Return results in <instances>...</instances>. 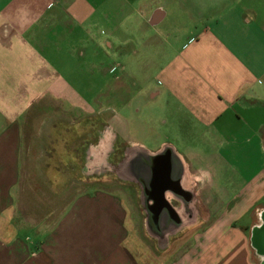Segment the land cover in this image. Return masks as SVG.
<instances>
[{
    "label": "crops",
    "instance_id": "1",
    "mask_svg": "<svg viewBox=\"0 0 264 264\" xmlns=\"http://www.w3.org/2000/svg\"><path fill=\"white\" fill-rule=\"evenodd\" d=\"M209 3L203 10L179 8L196 31L180 43L183 25L175 24L179 46L146 91L162 107L163 125L173 126V138L149 150L125 142L115 124L82 119L74 125L80 136L85 132L84 146L94 143L91 151L103 141L112 157L125 151L127 163L160 153L178 164L179 187L190 198L183 203L165 193L178 225L147 228L157 243L153 259H136L138 250L125 244L128 219L116 213L114 198L82 194L44 244L19 235L0 243V264H261L251 230L264 210V0ZM167 7L161 0H0V212L15 177L18 183L23 119L34 102L22 108L16 96L61 93L62 67H75L68 62L113 58L115 47L130 49L125 57L136 53L127 30L158 28ZM68 236L75 244L64 242Z\"/></svg>",
    "mask_w": 264,
    "mask_h": 264
},
{
    "label": "rangeland",
    "instance_id": "2",
    "mask_svg": "<svg viewBox=\"0 0 264 264\" xmlns=\"http://www.w3.org/2000/svg\"><path fill=\"white\" fill-rule=\"evenodd\" d=\"M161 2L169 4L166 8L169 17L158 28L142 25L127 30L137 42L132 48L136 53L125 57L123 52L130 49L115 47L113 58L102 54L99 59L86 56L83 62H68L75 67H62L64 76L57 80L62 83L61 93L39 97L22 92L16 96L22 108L27 102H34L23 119L18 183L16 186L15 177V184L8 191L9 205L0 212V243L11 244L19 235L42 245L46 233L55 227L77 197L109 196L119 204L116 213H124L128 219L125 224L128 236L124 240L126 245L138 250L134 257L148 263L153 259L156 239L145 234L151 224L140 186L127 171L125 151H117L118 155L112 157L103 141L96 147L97 151H91L94 143L85 141L84 146L85 132L80 136L74 125L82 119L106 121L118 127L125 142L149 150L157 149L161 140L173 138V126L163 125V109L151 102L146 91L158 84L155 78L158 69L179 46L178 34L173 31L175 24L183 25L177 38L181 39L180 43L196 31L190 14H182L179 8L189 10L195 6L203 10L210 0ZM143 38L148 40L147 47L140 45ZM6 89L10 90L6 96L12 99V88ZM160 99L163 102L164 98ZM63 240L75 244L73 237ZM144 250L146 254H142Z\"/></svg>",
    "mask_w": 264,
    "mask_h": 264
},
{
    "label": "water",
    "instance_id": "3",
    "mask_svg": "<svg viewBox=\"0 0 264 264\" xmlns=\"http://www.w3.org/2000/svg\"><path fill=\"white\" fill-rule=\"evenodd\" d=\"M164 154L146 155L137 154L135 157L134 171L131 176L143 188L146 200L150 201V206L156 208L153 213L152 221L154 224H165L177 226L175 212L165 200V193L171 191L174 194L184 195L179 187L180 168L176 161L169 157L165 162ZM261 223L251 230L252 245L256 253L261 257V264H264V210L260 215Z\"/></svg>",
    "mask_w": 264,
    "mask_h": 264
},
{
    "label": "flooded vegetation",
    "instance_id": "4",
    "mask_svg": "<svg viewBox=\"0 0 264 264\" xmlns=\"http://www.w3.org/2000/svg\"><path fill=\"white\" fill-rule=\"evenodd\" d=\"M165 156H163L165 158V162H167L166 159H168L169 157V154H164ZM134 163H135V158L132 160L130 159V161L127 163V171H129L130 174H132V172L134 171ZM179 198L183 201V203H185V201H188V199L190 198V194L189 193H186L184 192V195H179ZM142 202H143V205H144V209L146 211V216H147V219L148 221L150 222L151 224V229H153L154 231L156 232H162V230L167 226L164 224H154V222L152 221V217H153V213H151L149 210H147L148 206H150L149 204H151V202L147 201L146 200V196H145V193H144V189H143V194H142ZM187 203V202H186ZM156 208L152 206H150V210L154 211ZM178 221V216L176 215L175 217Z\"/></svg>",
    "mask_w": 264,
    "mask_h": 264
}]
</instances>
